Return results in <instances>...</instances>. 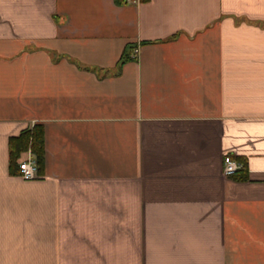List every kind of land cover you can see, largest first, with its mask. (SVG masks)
<instances>
[{"label": "crops", "instance_id": "crops-1", "mask_svg": "<svg viewBox=\"0 0 264 264\" xmlns=\"http://www.w3.org/2000/svg\"><path fill=\"white\" fill-rule=\"evenodd\" d=\"M0 264H264V0H0Z\"/></svg>", "mask_w": 264, "mask_h": 264}, {"label": "trees", "instance_id": "trees-1", "mask_svg": "<svg viewBox=\"0 0 264 264\" xmlns=\"http://www.w3.org/2000/svg\"><path fill=\"white\" fill-rule=\"evenodd\" d=\"M115 1L118 3H123V0ZM28 148L34 155L38 170L40 172L45 156L43 130L40 124H34L31 128H25L18 135L11 138L9 143V160L12 172H18V164L16 159L21 152L27 150ZM242 168L243 167L234 172L233 175L246 177L245 173H239Z\"/></svg>", "mask_w": 264, "mask_h": 264}, {"label": "built area", "instance_id": "built-area-1", "mask_svg": "<svg viewBox=\"0 0 264 264\" xmlns=\"http://www.w3.org/2000/svg\"><path fill=\"white\" fill-rule=\"evenodd\" d=\"M140 0H123L126 3H138ZM138 52V48L134 49V53ZM18 174L24 179H33L39 176V170L34 155L29 152L27 157L18 160ZM242 164L234 159L230 154L223 157V172L226 175L233 174L240 169Z\"/></svg>", "mask_w": 264, "mask_h": 264}]
</instances>
